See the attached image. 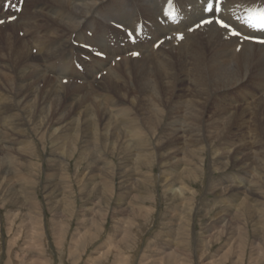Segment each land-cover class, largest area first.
<instances>
[{
    "label": "bare ground",
    "instance_id": "1",
    "mask_svg": "<svg viewBox=\"0 0 264 264\" xmlns=\"http://www.w3.org/2000/svg\"><path fill=\"white\" fill-rule=\"evenodd\" d=\"M164 1L25 0L22 12L16 22L0 27V85L1 87L3 85L9 93L0 96V154L2 156V158L0 156V177L8 179L10 182L15 180L16 182H23L25 180L23 176H17L20 173L16 172L17 168L14 166L18 162H15V158H18V153L15 152L19 148L28 150L32 147L24 140L13 139L12 137L8 141L4 140V137L9 133L16 132L15 123L17 122L22 125H24V122L34 124L32 118L21 117L22 113L18 110L20 105L28 101L29 91L34 89V92L37 91L40 95L44 93L43 98H50L51 101L56 100L54 105H49L51 109L45 118L46 121L52 120L54 125L61 126L54 129L51 134L58 133L61 128L68 126V124H74V122L80 120L81 115H84L81 122H79L81 127L85 120L88 122L91 119L96 120L95 122L105 121L106 126L109 125L106 128L109 132L113 128L116 131V127L121 126L130 137V143L128 142L127 146L134 148L131 164L137 170L143 167L141 165L148 166L152 164L151 160L147 161L145 159L150 157V150L146 148L148 147V137L151 140L152 147L163 149L161 148L164 147L162 146L163 143L159 144L161 142L159 135L167 133V129L171 128L172 136L175 135L177 138V135H180L186 139L185 144H188L189 140L192 141V144L188 145L190 151L194 149V146L201 145L212 148L215 155L223 152L227 159L226 162L230 157H242L240 160L246 167L243 168L246 169V173L248 171L244 180L230 177V180L219 184L220 188H216H223V191L215 197L221 196L219 200L227 205L231 204L233 209L230 211L224 210L223 212L226 213L225 218L222 217L217 223L212 224L210 229L215 231L221 228V225L228 227L235 225L232 228L235 230L241 220L251 214L253 203L256 201L254 197L259 195L258 189L262 187L255 188V184L253 186L251 185L253 183L249 182H258V184L264 182V113H262L264 110V100L262 99L264 95V47L243 43L240 46V51H235L237 40L235 38L225 40L226 33L210 26L208 29L199 30L188 36L177 48L171 47L167 51L159 50L155 53L152 51V44L170 32L185 31L197 22L201 17V7L197 3L198 1L205 2V0H177L183 20L178 27L170 31L156 22L159 18L161 4ZM235 1L237 0H232L231 3ZM188 7H190L189 11H187ZM32 8H34V11L31 10ZM44 15L47 16L48 20L45 26L40 23ZM139 19H145L150 23L147 32L148 36L151 37V41L158 35L154 42L128 51L108 46L106 42L108 35L113 36L117 41L122 39L119 33L108 27L107 24L113 23L124 27H133ZM20 32L26 35L24 39L19 37ZM87 32L91 33V37L86 36ZM72 42L83 44L87 42L92 47L97 48V52L103 48V54L106 56L105 60L94 58L92 53H89L90 64L81 62L82 66L86 65V68H82L86 72L83 74L78 73L72 67L69 59L73 55L78 56V54L84 53L73 48ZM33 49H36L34 57L32 56ZM134 51H139L141 60L133 61L130 58H124V55ZM116 57L122 58L123 66L115 64V67L112 68L111 62ZM149 57L151 58L148 59ZM185 61L187 65L184 64ZM56 64H60V67H57ZM102 71H106L105 77L101 79L102 83L96 82V75ZM180 75H182V78L186 76L185 85L188 94L186 93L185 100L182 99V95H177L179 86L184 81L179 77ZM57 77H61L62 80L70 78L72 80L80 79L81 82L87 81L86 85L89 83V87L84 88L82 85L74 84V82L62 86V80ZM126 77L133 82L130 86L123 87L122 84L125 82ZM245 81L251 82L252 90L239 88ZM39 84L44 85L41 90L38 87ZM11 87H13L12 90ZM64 87H68L66 89H76L82 92V95L77 100L69 95L71 97L69 102L65 100L64 96L60 97L57 94L59 89ZM47 89L49 91H44ZM111 94L115 95L117 99L115 103ZM43 98L35 101L34 109L40 108L43 112H46L44 108L47 107V104ZM33 99L34 97L30 102ZM123 99L129 100L131 106L122 105L121 101ZM88 102L90 104H87ZM71 104H75L76 107L71 108ZM63 106L65 108L61 110ZM79 107H82L83 114L80 110H77ZM58 108L61 111H58ZM7 112V116L3 117ZM106 114H109L110 117ZM64 115L69 116L66 122L63 120ZM97 115L98 117H96ZM110 120H113L114 123ZM42 123H45V120H42ZM28 129L32 130V127ZM90 130L92 131V129ZM98 131L96 128L95 132ZM18 133L19 138H23L26 132L25 129L21 128ZM117 134L116 138L118 137ZM146 136L147 140H145ZM202 138H205V140L207 138L211 142L216 140L217 144L215 146L213 144L206 145V142H208L206 140L203 145V141H199ZM164 141L166 142V140ZM168 145L170 150L177 148L174 141L169 142ZM14 146L15 152L13 153L12 148ZM220 146H223V149ZM173 152L171 154L174 155ZM11 154H13L12 158L10 157ZM133 158L137 159L133 161ZM220 158L222 160V157ZM50 163L53 164L51 166L53 168L57 164L56 160L50 161ZM173 179L175 178L173 177ZM195 179L197 178L195 177ZM61 180L63 179L61 178ZM178 184L180 183L178 182ZM173 185V183L170 185L172 188H168V191L170 193L174 192L173 198L179 199L180 194L184 193V186L179 187V185L178 188L173 189ZM238 185L245 186L253 197H248L249 195H244L243 192L238 193L239 190H232V188L239 189ZM23 193L27 194L25 191ZM237 193L239 198H234V202L237 200V203H230L226 199V196L234 197ZM261 194H264V192ZM256 207L260 206L257 205ZM255 213L262 216L264 215V209H258ZM240 215L242 216L238 217L239 222L230 221V219ZM35 220H37L36 217ZM258 226L264 231V224H258ZM239 230L237 229V231ZM252 244L253 254L255 255L252 261L256 264H262L264 262V241L258 245L255 240ZM202 246L205 247L206 244L203 243ZM38 247L37 245L36 250L39 249ZM151 248L154 254L158 255L163 254L165 251L157 245H153ZM236 250H238V247L229 246L227 255L226 250H220L221 255L218 260L221 261H218V263L215 260L212 263L221 264L226 256H229V258H226L227 262H230L231 259L234 262L233 253ZM39 254L41 255V253ZM96 254L100 255V252H96ZM92 257L91 259L96 258ZM235 259L241 261L242 255L238 253V257ZM201 261L203 264H207L204 259ZM31 262H34V260L32 259ZM233 264H237V262Z\"/></svg>",
    "mask_w": 264,
    "mask_h": 264
},
{
    "label": "rangeland",
    "instance_id": "2",
    "mask_svg": "<svg viewBox=\"0 0 264 264\" xmlns=\"http://www.w3.org/2000/svg\"><path fill=\"white\" fill-rule=\"evenodd\" d=\"M33 9L31 10L34 11ZM0 17H2L1 12ZM41 22L48 23L46 15ZM25 37L26 35L23 34L22 38ZM155 38H158V35ZM155 38L147 45H150ZM32 55L35 56V51H32ZM56 66L60 67V64ZM83 67L86 68V65ZM85 72L86 70L83 71ZM57 78L62 80L61 77ZM181 79L184 80L182 77ZM86 82H82V87H89V83L86 85ZM132 82L126 77L122 86H130ZM39 86L44 85L39 84ZM66 88L68 87L56 92L69 102L71 98L69 95H72L74 100L82 95V92L76 89ZM5 92L8 93L4 86L0 85V93L5 94ZM186 93V85L183 82L179 86L177 95L186 98L188 94ZM29 94L26 105L25 103L20 105L18 110L22 113L21 117L32 118L34 124L24 122L22 125L17 122L16 132L4 137V140L8 141L12 137L24 140L32 148L28 150L19 148L17 152L15 146L12 148L13 153H18V158H15V162H18L13 163L17 168L16 172L20 173L17 176L24 177L23 182L16 180L10 182L0 177V208L2 209L0 215L3 214L2 217L0 216V264H195L196 262L203 264L201 261L203 259L207 264H214L212 262L215 260L221 261L218 260L221 255L220 250H226L227 255L229 246L238 247L239 251L233 253L235 263L256 264L252 261L255 256L252 243L256 240L260 245L264 241V231L258 226L264 224V215L255 212L264 209V194H261L264 192V182L259 184L249 182L253 183L251 184L253 186L255 184V188H262L258 189L259 195L254 197L256 201L253 203L251 214L243 218L235 230L232 229L235 225L230 227L221 225V228L215 231L210 229L212 224L217 223L222 217L225 218L224 210L233 209L231 204L227 205L219 200L221 196L215 197L223 191V188H216H220L219 184L230 180V177L244 180L248 171L246 173V169L243 168L244 163L242 164L240 160L242 157H230L228 163L223 152L215 155V151L210 147L197 145L193 147L197 152L192 148L190 151L188 145L192 144L191 140L185 144L186 139L180 135H177V138L175 135L173 137L172 128L169 129V133L165 127L167 133L161 132L162 134L159 135L161 139L159 144H164H162L164 147H161L163 149L152 147L150 138L148 137L147 140V136L145 137L148 142L146 148L150 150V159H145L151 160L152 164L141 165L143 167L137 170L131 164L134 148L127 146L130 137L121 126H117L116 131L113 128L109 132L106 129L109 125L106 126L105 121L95 122L96 120L91 119L88 122L85 120L81 127L79 122L82 116L84 117L81 115L80 120L74 124H68L58 133L51 134L54 129L61 126L53 123L50 127V121H46L45 118L51 109L49 105H54L56 100L43 98L44 93L40 95L37 91L34 92V89L30 90ZM111 96L114 97L115 103L117 100L115 95L111 94ZM32 97L34 99L30 102ZM40 98H43L47 104L44 108L46 112L40 108L34 109L35 101ZM126 100L121 101L122 105L131 106L130 101ZM70 107L76 106L71 104ZM64 108L65 106L61 110ZM61 110L58 108V111ZM77 110L84 113L82 107ZM106 115L110 117L109 114ZM68 117V115L63 116L64 122ZM42 120H45V123H42ZM47 126H49L48 132L43 131ZM30 127L33 135L27 136ZM21 128L25 129L26 133L23 137L27 136V139L19 138L18 130ZM96 128L98 132H95ZM206 140L208 141L206 145L217 144L216 140H212L213 143L207 138ZM206 140L199 139L203 141V145ZM36 141L40 142L39 148L35 144ZM171 141L176 143L177 148L169 149L168 144ZM220 148L223 149V146ZM172 152L174 155L171 154ZM10 157L12 158L13 154ZM136 159L133 158V161ZM54 160L57 164L53 168L50 161ZM172 183L173 189L178 188L179 185V187L184 186V195L180 194L179 199L173 198L175 193L168 191V188H172L170 186ZM238 187L239 189L232 188V190H239L238 193L243 192L244 195H249L248 197L252 196L245 186L238 185ZM238 193L234 197L226 196V199L233 203L234 198H239ZM36 198L40 199V205L37 204ZM236 201L234 203H237ZM257 205L260 207H256ZM241 216L230 221L237 223L238 217ZM203 243L206 244L205 247L202 246ZM37 245L38 250H36ZM153 245L162 247L164 253L154 254L151 248ZM96 252H100V255ZM238 253L242 255V260H238L239 262L235 259ZM91 257L96 258L91 259ZM226 258L229 256H226L221 264L234 263L231 257L232 263L227 262ZM32 259L34 262H31Z\"/></svg>",
    "mask_w": 264,
    "mask_h": 264
},
{
    "label": "snow or ice",
    "instance_id": "3",
    "mask_svg": "<svg viewBox=\"0 0 264 264\" xmlns=\"http://www.w3.org/2000/svg\"><path fill=\"white\" fill-rule=\"evenodd\" d=\"M232 2V0H205L204 5L201 6V17L200 19L195 22L192 26H190L187 31L194 32L197 31L198 29L205 27V26H210V25H215L218 27V29L223 30V33H227L228 36L231 37H240L241 32L236 30L231 23H229L228 19L225 18V10L229 7V4ZM255 2V0H253ZM17 11H20V9H17ZM204 13H207V16L203 15ZM249 21L251 18L256 17L258 18V21L255 27H259L264 29V7H261L258 11H249ZM17 17L11 16L10 20H15ZM4 20H0V25L4 24ZM117 28H123V25L117 24ZM222 33V34H223ZM131 35V33H129ZM227 39V36L224 37ZM177 39H183V36H177ZM252 39V37L245 35L244 40H249ZM258 44L264 45V40H257L255 41ZM163 41L161 40L159 44H156V47H159L160 44H162ZM81 47L85 49H91L92 45L89 43H84L81 45ZM237 51H240L239 48L236 49ZM103 55V48H101L100 51L96 53V56L99 57ZM132 56H138V52H132ZM119 59V57H117ZM66 83V81H65Z\"/></svg>",
    "mask_w": 264,
    "mask_h": 264
}]
</instances>
